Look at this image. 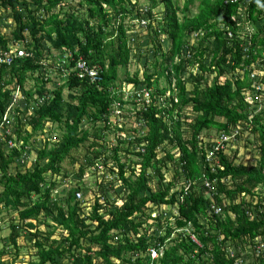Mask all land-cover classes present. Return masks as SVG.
Listing matches in <instances>:
<instances>
[{"label": "trees", "instance_id": "obj_1", "mask_svg": "<svg viewBox=\"0 0 264 264\" xmlns=\"http://www.w3.org/2000/svg\"><path fill=\"white\" fill-rule=\"evenodd\" d=\"M141 1L0 0L15 23L9 37L0 30V212L18 214L9 239L15 246L22 232L34 239L35 258L26 264H61V258L72 264H264L262 254L253 255L255 242L264 241V74L257 93L249 76L264 65V0H199L193 14L194 0ZM160 5L161 15L154 11ZM142 21L161 68L151 70L145 61L141 80L128 66ZM193 33L199 40L190 44ZM163 38L170 40L167 52ZM15 46L25 54L12 51ZM79 60L97 66L100 79L78 77ZM52 68L66 80L54 89L47 86ZM121 68L126 75L119 80ZM29 80L34 84L27 89ZM187 107L195 113L191 122ZM48 123L53 128L34 168L14 173L16 159ZM232 127L237 138L225 149L203 134ZM248 130L257 133L251 145ZM86 142L83 159L72 156ZM240 146L250 148L248 160L237 161ZM67 158L78 164L74 186L63 170ZM171 166L174 177L167 180L162 168ZM85 175H94L96 190ZM179 178L185 183L173 190ZM206 192L221 213H211ZM87 193L94 201L86 212ZM151 204H176L179 211L157 244L141 232L151 226ZM189 222L201 246L178 232L152 259L154 246L158 251Z\"/></svg>", "mask_w": 264, "mask_h": 264}, {"label": "rangeland", "instance_id": "obj_2", "mask_svg": "<svg viewBox=\"0 0 264 264\" xmlns=\"http://www.w3.org/2000/svg\"><path fill=\"white\" fill-rule=\"evenodd\" d=\"M141 1V0H140ZM184 0H180V3H182ZM77 2V0H73L72 3ZM142 2V1H141ZM141 4H145L144 2H142ZM199 4V0H194L193 1V8H192V14L193 12L196 11V8ZM34 6H32L31 8H33ZM163 6L160 5L157 8L154 9V11L161 15L163 13ZM24 13H26L24 11ZM8 24V25H7ZM15 26L14 23V19L12 16H9V10L6 8H3L0 5V30L2 33L6 34L8 37L11 35V29H13ZM136 28V32L138 33V42H135V44L131 45V60L129 62V66H128V71L130 74H135L136 71L140 70V75H142V71L144 69L143 66V60L148 57L149 59H151V55H152V50L154 48V45H152L151 43L147 42V39L149 38V31L146 30V27H138L137 25L135 26ZM198 36L196 34H192L190 37V42L191 43H196L198 41ZM165 48H167V44L168 41L164 42ZM16 47V46H15ZM13 47V49L15 48ZM140 54H142L140 56ZM58 65H62V63H59ZM54 68H52V73H51V82H49L47 84V86L50 89H54L56 87H58V85H60L61 83H63L64 79H59L56 75L57 73L54 72ZM196 70V68H194V71ZM126 74H123V69H120V76H119V80L120 78L123 79L125 78ZM213 75L210 76V78H212ZM162 84L161 85H165L164 81L165 79H162ZM34 84V80H29L26 83V88H30L32 87V85ZM129 87H131V84L129 85ZM165 87V86H160ZM187 88L190 90L193 88V84L191 82H189L187 84ZM167 91H169V89H167ZM68 94V90L65 89L64 90V95L67 96ZM264 105V104H263ZM263 105L258 106V110L261 109V107ZM185 114L189 115L187 116V120L188 122H191L193 120V118L195 117V113L191 111V107H187L185 109ZM219 120H223L222 118H219ZM84 125H86V123H84ZM86 127H89L91 130H93L92 125H86ZM187 129H189V125H186ZM53 126L48 123L45 129V133L40 135L38 137V141L30 148L25 150L24 154L20 157L16 159L15 164L12 166V171L15 173L16 171H25L26 169H32L34 168V164L36 162L37 156H38V151L41 149L44 140L46 139V135H47V131L49 132L50 129H52ZM146 131V128H143ZM55 133L58 135L59 134V129H57V126L55 125L54 127ZM219 131H217L216 128H209V129H205L203 131V134H207V135H212L213 137L216 136V134ZM248 133H251L249 136V143H247L248 145H251V143L253 142L254 144V140L257 136V133L252 131H247ZM248 133H246L244 131V135H248ZM53 135L54 137L56 136ZM111 137H113V135H108V138L111 139ZM114 138V137H113ZM244 139H239L238 142L242 141L243 142ZM112 143H115V140H112ZM88 142H86L85 144H83L79 149L74 150L72 152V156H76L78 157L79 160L83 159V156L85 153H87L88 151V146H87ZM237 148H238V144L236 143ZM244 147L240 146L238 150L239 151V158L237 159V161H240L242 159L248 160L249 159V150L247 151L248 148L243 149ZM134 151V150H131ZM121 153H123V150L121 151ZM233 154V152L231 153ZM132 155V154H131ZM163 152H159V156L162 157ZM71 158V157H70ZM70 158H67L66 160H64L62 162V166H63V170H66L69 177L68 179L71 181L70 184L71 186L75 185V182L77 181V177L74 176V171L77 169L78 164L76 165H72L70 163ZM135 159L136 156L132 155L131 159ZM136 170L137 168H139V166H135ZM139 170V169H138ZM163 173L165 174V179L170 180L174 177V170L172 169V166L168 169V171H166L165 168H162ZM109 173V172H108ZM129 173V172H127ZM49 176H51L50 173H48ZM109 175L111 176L112 174L109 173ZM59 179H61V176H57ZM56 176L54 175L52 179H55ZM84 183H90V186H94V190H96V186L98 184V182L95 181V177L94 175H85L84 179H83ZM185 183L184 178H179L176 180L175 183V188L173 190H178L180 189ZM86 184V183H85ZM67 184H61L57 189L58 194L64 193L63 189ZM151 185L153 186L154 189H156V185H157V179L156 177L152 179L151 181ZM98 187V186H97ZM1 189V188H0ZM172 190V191H173ZM87 199L86 201V205L87 208L85 209L86 212L90 211L92 209V204L94 201V194L92 193H87L85 196ZM3 208V207H2ZM147 213H152V217L148 219V224H150L151 226L149 227L148 230H145L141 232H147L148 234H150L152 236L151 240L154 244L159 243V237L161 235H164L165 229L167 227V224L170 226L175 225L176 223V216L178 215V208L175 205H166V204H162V205H154L151 204L150 208L146 210ZM157 214V217H154ZM12 219L16 220L17 223V219H18V214L15 211H9L5 208H3L2 212H0V251L4 250V253L0 259V264H26L28 261L32 260L35 258V253L37 251V248L35 246V242L34 239L30 236V234L28 232H22L21 235L18 236L17 238V246H15L12 241L9 239V234L11 231V227H10V222L12 221ZM201 220H203V218H201ZM161 221V222H160ZM160 223H162V225L160 226ZM182 228H178V230H181ZM59 232H62V229H59ZM64 233V232H62ZM177 233V234H176ZM187 232H185L186 234ZM61 234V233H60ZM60 234L59 236L56 234L55 238H59L60 239ZM140 235V234H139ZM178 237V232L173 231L171 233V236L169 238H167L164 241V245L160 246L159 250H158V255L159 257L162 255L163 250L165 249V246H169L170 244H173L174 241L173 239ZM98 246H96L97 248ZM158 257V258H159ZM60 261L62 262L61 264H72L69 258H61Z\"/></svg>", "mask_w": 264, "mask_h": 264}, {"label": "clouds", "instance_id": "obj_3", "mask_svg": "<svg viewBox=\"0 0 264 264\" xmlns=\"http://www.w3.org/2000/svg\"><path fill=\"white\" fill-rule=\"evenodd\" d=\"M144 22V23H143ZM147 21H142L141 22V24H137V25H143L142 27H146V25H147ZM228 35H231L232 33L231 32H228L227 33ZM192 35V34H191ZM191 35H190V37H191ZM165 41H168V44H167V48H165V45L166 44H164V42ZM161 42H162V49H163V51L164 52H167L168 51V49L170 48V40H168V39H162L161 40ZM189 42H190V39H189ZM190 44H194V43H191L190 42ZM153 50H154V48H153ZM153 50H152V55H151V59H149L148 57H146L144 60H143V66H144V69H143V71H142V75H140V70H138V72H137V74L139 75V78L142 80L143 78H144V71H145V64H144V62L146 61V63H147V67L149 68V69H151V70H154V69H158V68H161V67H159V66H157L156 67V62L154 61V59H153ZM142 54H140V56H141ZM191 70H193L194 71V69H191ZM238 70V69H237ZM196 71V70H195ZM194 71V72H195ZM198 71V70H197ZM157 73V72H156ZM264 74V65H259L258 67H254L253 69H252V71L249 73V76H250V79H251V81H252V83H253V86L254 85H257V83H258V80H259V77H260V75L261 74ZM213 76H214V74H212ZM228 75H230V74H228ZM157 76H158V74H157ZM156 76V77H157ZM226 75H223L222 76V78H224ZM164 78V76L161 78V80ZM259 85V84H258ZM166 87V86H165ZM164 87V88H165ZM166 89V88H165ZM156 91V89H154V92ZM167 91V90H166ZM169 93H170V90L169 91H167L166 92V96L167 95H169ZM156 95H157V93H155ZM158 96V95H157ZM145 97L146 98H149L150 99V97H149V94H148V92L147 91H145ZM161 98V97H160ZM163 98H165V96L163 97ZM142 122L141 121H137V125H140ZM218 131V130H217ZM237 133H238V130H237V127H232L230 130H228V131H219L217 134H216V136L215 137H213L212 135H210V136H212L213 137V139H214V143H215V145L216 146H220L222 149H225L227 146H229V144H233L234 142H235V140H236V138H237ZM227 137L226 139L224 138V137ZM211 186V185H210ZM214 187L212 186L211 187V189H213ZM206 193H208V194H210V196H211V199H212V203L214 202L215 203V201H214V199L212 198V193H210V192H206ZM181 199H183L182 197H181ZM156 217V216H155ZM180 228V227H179ZM182 229L181 230H178V228L175 230L176 232H179V233H183V235H182V237H184V236H186V235H190L191 233H193L192 232V230H191V224H190V222L189 223H187V225H185V226H183V227H181ZM185 232H187L186 234H185ZM154 249H156L157 250V248L154 246ZM152 251V250H151ZM159 257V256H158Z\"/></svg>", "mask_w": 264, "mask_h": 264}, {"label": "built area", "instance_id": "obj_4", "mask_svg": "<svg viewBox=\"0 0 264 264\" xmlns=\"http://www.w3.org/2000/svg\"><path fill=\"white\" fill-rule=\"evenodd\" d=\"M12 51H18L19 55L25 54V52L21 48H17V47H15ZM77 68L79 69V70H77V75L80 78L95 76L98 80L100 79V77L98 76V73H97L98 72L97 71V66L89 67L85 63V61L79 60L77 62ZM254 88H255L254 92H256V91H258L261 88V86L257 84V85H254ZM224 138L226 139L227 137L225 136ZM206 185L210 186L208 182H206ZM209 209H210L211 213L219 214V213L222 212V207L220 205H217L214 202L211 203ZM190 237L192 238V240L194 242H196L197 244H199L201 246V244H200L199 240L197 239V237L195 236V234L191 233ZM230 254L234 255V251H231ZM260 254H262V256L264 258V241L263 240H261L259 242H255V246H254V249H253V255L254 256H259ZM158 256H159L158 255V251L153 248L152 251H151L152 259H156V258H158ZM236 264H240V263L237 262Z\"/></svg>", "mask_w": 264, "mask_h": 264}]
</instances>
